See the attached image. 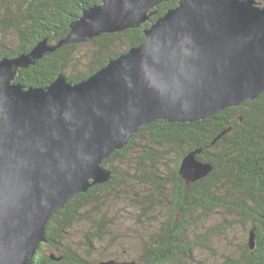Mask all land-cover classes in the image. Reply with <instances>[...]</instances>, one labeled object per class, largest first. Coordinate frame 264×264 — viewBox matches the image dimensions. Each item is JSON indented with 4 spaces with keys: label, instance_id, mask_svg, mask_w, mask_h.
Here are the masks:
<instances>
[{
    "label": "water",
    "instance_id": "95a60500",
    "mask_svg": "<svg viewBox=\"0 0 264 264\" xmlns=\"http://www.w3.org/2000/svg\"><path fill=\"white\" fill-rule=\"evenodd\" d=\"M163 1L102 0L58 42L44 38L27 53L0 58V264H28L49 218L106 183L113 173L102 163L142 126L201 120L264 92L263 6L179 0L151 21ZM147 22L144 42L85 80L60 74L48 87L31 88L15 80L59 47ZM200 152L183 158L188 182L213 169ZM255 238L252 230V249Z\"/></svg>",
    "mask_w": 264,
    "mask_h": 264
},
{
    "label": "trees",
    "instance_id": "16d2710c",
    "mask_svg": "<svg viewBox=\"0 0 264 264\" xmlns=\"http://www.w3.org/2000/svg\"><path fill=\"white\" fill-rule=\"evenodd\" d=\"M101 1L0 0V58L27 53L44 38L58 42L68 35L71 22L80 17L84 9ZM178 1L161 2L155 8L157 12L152 15V21L176 7ZM261 6L264 7V3ZM150 24L123 32L104 33L91 39L93 52L85 61L76 56L78 44L59 47L35 65L20 69L16 81L29 88L48 87L60 74L73 83L85 80L111 59L144 42V29ZM11 33L15 34V40L13 37L12 41H5L3 36L8 37ZM194 150H201L198 158L211 163L213 169L202 179L186 184L179 174L180 163L186 153ZM132 151L139 152L136 157L138 179L156 190L159 199H167L171 204L166 216H156L151 222H160L161 225L158 224L159 229L153 233L152 243L146 248L147 254L141 264H172L175 260L184 264L182 257H191L197 241L186 236L189 228L198 215H209L217 208L235 211L241 222L248 221L249 237L254 230L255 248L251 250L245 244L239 264H264V92L255 100L225 108L201 120H158L142 126L124 148L104 160L103 166L107 165L106 168L113 172V178L72 197L50 218L45 239L39 243L28 264L65 262L43 255L40 249L43 245L59 248L58 236L61 237L67 226L80 218L76 215L79 210L98 202L97 192L117 182L120 175L113 161L123 159ZM119 186L112 189L124 188ZM154 194L139 195L138 205L143 209V216L152 215L149 205L154 206ZM110 225L102 219L95 221L96 230L90 232V238L103 240ZM69 254L67 262L70 264H88L76 252Z\"/></svg>",
    "mask_w": 264,
    "mask_h": 264
},
{
    "label": "rangeland",
    "instance_id": "374dc122",
    "mask_svg": "<svg viewBox=\"0 0 264 264\" xmlns=\"http://www.w3.org/2000/svg\"><path fill=\"white\" fill-rule=\"evenodd\" d=\"M257 1L260 6L264 3V0ZM101 3L102 1L98 4ZM3 37L5 41L9 39L12 41L13 37V40H15V34L13 33L8 34V37ZM13 43L14 42H9V44ZM72 44H78L76 56L79 57L80 60L85 61L90 58L93 52V45L90 41ZM7 57L14 58L9 56ZM255 99H248L245 102ZM142 142L143 141H141V143ZM138 153L139 152L137 151H132L126 157H123V159L113 161V164L118 166L120 175L117 182L112 184V187L109 186L107 189L105 188L102 189V191L97 192L99 198L98 202H94L93 205L89 204L86 208L82 207L79 210L76 215L80 218H77L74 223L67 226L66 232L62 233L61 237L58 236L60 240L59 248L43 245L40 249V252L43 255L50 256L52 259H64L65 262L63 264H70V262H67L69 261V252H76L77 255L84 258L88 264H99L101 262H104V264L142 263L143 257L147 254L146 248L152 243V241L150 242V239L153 233L159 229V225H161L160 222H156L154 224H151V222L154 218H156V216H158V218L166 216V214L171 210V204L167 201V199H163V201L159 199V196L156 195V190L154 191V189H150L149 186L143 185L138 179L136 173V157ZM189 154L190 152L186 153L184 158L188 157ZM173 160L174 158L171 159V164L173 163ZM183 160L184 159L182 158V162ZM189 160L191 159L189 158ZM199 160L203 161L201 159ZM182 162L180 163V169ZM106 166L107 165L103 168H106ZM179 174L186 184H191L203 178L200 177L196 180L188 182L184 176L181 175L180 170ZM119 184V187L124 188L112 189L113 187H118ZM148 192L155 193L154 195H156L155 202L153 204L154 206H151L152 203L149 205V209H151L152 212L150 217L143 216V209H141L138 205V200L140 199L139 195ZM198 216L199 218L193 222V225L189 228L188 234H186L188 239L191 237L197 241L194 242V249L191 252V257L183 256L181 259L182 263L226 264L227 262L232 261L231 264H233V261H235L236 264H239V261L242 259V248H244L245 244H247V247L251 250L255 248L254 247L252 249L248 245L250 224L248 221L241 222L235 211L217 208L209 215ZM99 219L111 224L107 230L106 237L101 241L97 238H90L91 235H89L92 230H96L93 223ZM225 223H227V227H224ZM61 254L64 255L62 256ZM172 264H179V262L175 260Z\"/></svg>",
    "mask_w": 264,
    "mask_h": 264
},
{
    "label": "bare ground",
    "instance_id": "6f19581e",
    "mask_svg": "<svg viewBox=\"0 0 264 264\" xmlns=\"http://www.w3.org/2000/svg\"><path fill=\"white\" fill-rule=\"evenodd\" d=\"M84 10H85V9H84ZM115 151H116V150H115ZM115 151H114V152H115ZM102 167H104V166L102 165ZM105 169H106V168H105ZM112 177H113V176L109 177V178L106 180V182L110 181V180L112 179ZM99 184H100V183H99Z\"/></svg>",
    "mask_w": 264,
    "mask_h": 264
}]
</instances>
